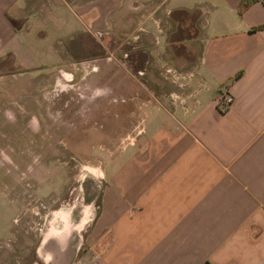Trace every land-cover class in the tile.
Here are the masks:
<instances>
[{"label": "crops", "instance_id": "1", "mask_svg": "<svg viewBox=\"0 0 264 264\" xmlns=\"http://www.w3.org/2000/svg\"><path fill=\"white\" fill-rule=\"evenodd\" d=\"M240 1L68 2V17L55 5L60 25L37 35L27 0H0V64L15 70L56 66L64 53L102 59L127 15L147 38L128 63L130 86L152 92L142 131L105 171L94 255L76 264H264V0L242 13ZM61 27L71 52L56 41ZM161 82L182 88L172 104ZM225 92L233 102L221 110Z\"/></svg>", "mask_w": 264, "mask_h": 264}, {"label": "rangeland", "instance_id": "2", "mask_svg": "<svg viewBox=\"0 0 264 264\" xmlns=\"http://www.w3.org/2000/svg\"><path fill=\"white\" fill-rule=\"evenodd\" d=\"M78 1L27 0V17L38 12L29 30L52 32L60 24L49 19L51 9L65 20L67 3ZM123 20L125 33L110 31L102 59L64 53L56 66L0 64V264H76L94 255L105 171L141 134L152 93L130 86L129 51L147 38H135L134 17ZM68 31L61 27L56 41L71 52ZM161 83L157 94L172 104L182 88ZM132 93L142 101L131 103ZM61 213L72 225L64 242L49 236Z\"/></svg>", "mask_w": 264, "mask_h": 264}, {"label": "bare ground", "instance_id": "3", "mask_svg": "<svg viewBox=\"0 0 264 264\" xmlns=\"http://www.w3.org/2000/svg\"><path fill=\"white\" fill-rule=\"evenodd\" d=\"M50 230L51 232L49 233V236L54 237L57 241L64 242V240H67L65 238L72 230V225L69 222L68 216L61 213L59 215L57 224L55 223ZM46 260H48V257H46Z\"/></svg>", "mask_w": 264, "mask_h": 264}, {"label": "built area", "instance_id": "4", "mask_svg": "<svg viewBox=\"0 0 264 264\" xmlns=\"http://www.w3.org/2000/svg\"><path fill=\"white\" fill-rule=\"evenodd\" d=\"M233 102V96L227 92L222 93L218 99V106L221 110L227 109Z\"/></svg>", "mask_w": 264, "mask_h": 264}, {"label": "trees", "instance_id": "5", "mask_svg": "<svg viewBox=\"0 0 264 264\" xmlns=\"http://www.w3.org/2000/svg\"><path fill=\"white\" fill-rule=\"evenodd\" d=\"M255 0H241L239 5H238V12L242 13L243 10L252 2H254ZM264 24L258 25L255 28H263Z\"/></svg>", "mask_w": 264, "mask_h": 264}]
</instances>
